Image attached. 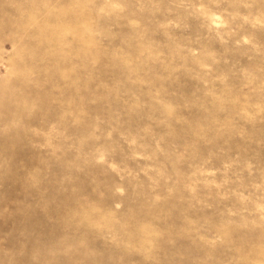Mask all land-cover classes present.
<instances>
[{"label": "rangeland", "instance_id": "rangeland-1", "mask_svg": "<svg viewBox=\"0 0 264 264\" xmlns=\"http://www.w3.org/2000/svg\"><path fill=\"white\" fill-rule=\"evenodd\" d=\"M0 264H264V0H0Z\"/></svg>", "mask_w": 264, "mask_h": 264}]
</instances>
